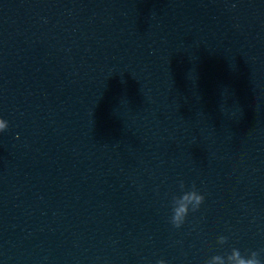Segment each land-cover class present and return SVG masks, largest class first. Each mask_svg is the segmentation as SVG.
I'll list each match as a JSON object with an SVG mask.
<instances>
[{
  "label": "water",
  "instance_id": "1",
  "mask_svg": "<svg viewBox=\"0 0 264 264\" xmlns=\"http://www.w3.org/2000/svg\"><path fill=\"white\" fill-rule=\"evenodd\" d=\"M0 119V264H264V0H0Z\"/></svg>",
  "mask_w": 264,
  "mask_h": 264
},
{
  "label": "clouds",
  "instance_id": "2",
  "mask_svg": "<svg viewBox=\"0 0 264 264\" xmlns=\"http://www.w3.org/2000/svg\"><path fill=\"white\" fill-rule=\"evenodd\" d=\"M6 128V123L3 119H0V129ZM180 187L183 188V182H181ZM174 201H187L189 203L194 202V207L192 212L199 210L200 205L204 201V196L198 191H187L184 192L182 196L174 197ZM189 213V209L186 203H179L178 206L172 208L171 223L174 227L180 228L186 220ZM219 243H226L225 237L219 238ZM214 260L220 261V264H224V259L220 256L213 258ZM227 264H261V260L258 258V253L252 251L250 255L243 256L241 252L233 248L231 253L226 257ZM158 264H164L163 260L158 261Z\"/></svg>",
  "mask_w": 264,
  "mask_h": 264
}]
</instances>
